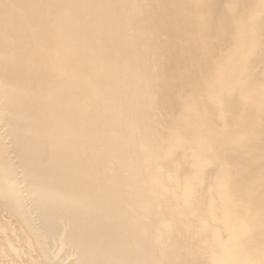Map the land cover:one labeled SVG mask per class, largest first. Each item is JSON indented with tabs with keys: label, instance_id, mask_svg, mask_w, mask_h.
I'll return each instance as SVG.
<instances>
[{
	"label": "bare ground",
	"instance_id": "1",
	"mask_svg": "<svg viewBox=\"0 0 264 264\" xmlns=\"http://www.w3.org/2000/svg\"><path fill=\"white\" fill-rule=\"evenodd\" d=\"M1 226L17 264H264V0H0Z\"/></svg>",
	"mask_w": 264,
	"mask_h": 264
},
{
	"label": "rangeland",
	"instance_id": "2",
	"mask_svg": "<svg viewBox=\"0 0 264 264\" xmlns=\"http://www.w3.org/2000/svg\"><path fill=\"white\" fill-rule=\"evenodd\" d=\"M4 226H1L0 229L5 232L6 231V228ZM7 236L10 237L11 240H13L12 236H13V233L11 232H7ZM6 256V257H5ZM3 257V258H2ZM8 259V260H7ZM11 259V260H10ZM4 260V261H3ZM0 264H17L16 263V260L15 259H12L10 258L6 253H3L2 252V248L0 246ZM18 264H22V262L18 263Z\"/></svg>",
	"mask_w": 264,
	"mask_h": 264
}]
</instances>
